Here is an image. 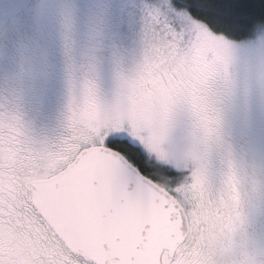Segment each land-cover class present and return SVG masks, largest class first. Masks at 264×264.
Listing matches in <instances>:
<instances>
[{
	"label": "snow or ice",
	"instance_id": "6c2138e0",
	"mask_svg": "<svg viewBox=\"0 0 264 264\" xmlns=\"http://www.w3.org/2000/svg\"><path fill=\"white\" fill-rule=\"evenodd\" d=\"M0 264H264V0H0Z\"/></svg>",
	"mask_w": 264,
	"mask_h": 264
}]
</instances>
